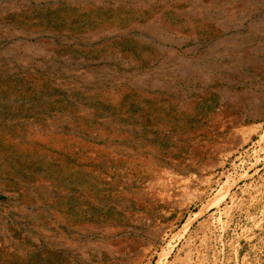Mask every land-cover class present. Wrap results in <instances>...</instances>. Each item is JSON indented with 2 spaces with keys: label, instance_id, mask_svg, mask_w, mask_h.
Masks as SVG:
<instances>
[{
  "label": "rangeland",
  "instance_id": "1",
  "mask_svg": "<svg viewBox=\"0 0 264 264\" xmlns=\"http://www.w3.org/2000/svg\"><path fill=\"white\" fill-rule=\"evenodd\" d=\"M0 264H264V0H0Z\"/></svg>",
  "mask_w": 264,
  "mask_h": 264
},
{
  "label": "bare ground",
  "instance_id": "2",
  "mask_svg": "<svg viewBox=\"0 0 264 264\" xmlns=\"http://www.w3.org/2000/svg\"><path fill=\"white\" fill-rule=\"evenodd\" d=\"M240 55H241L240 57H242L241 60L239 59V60H235V61H238V62L244 64V60H245V58H247V56H246L245 54H240ZM235 56H236V55H235ZM235 59H236V58H235ZM259 111H260V110H259ZM258 114H259V112H258Z\"/></svg>",
  "mask_w": 264,
  "mask_h": 264
}]
</instances>
